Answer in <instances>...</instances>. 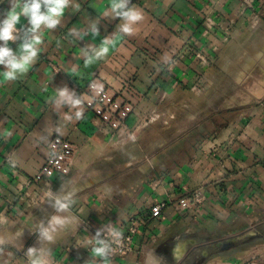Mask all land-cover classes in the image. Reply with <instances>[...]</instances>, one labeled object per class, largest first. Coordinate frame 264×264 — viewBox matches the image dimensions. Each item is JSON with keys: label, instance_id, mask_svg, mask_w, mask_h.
Segmentation results:
<instances>
[{"label": "crops", "instance_id": "crops-1", "mask_svg": "<svg viewBox=\"0 0 264 264\" xmlns=\"http://www.w3.org/2000/svg\"><path fill=\"white\" fill-rule=\"evenodd\" d=\"M79 2L80 13L66 11L60 27L43 33L27 75L0 82V214L8 221L0 233L24 229L0 264H20L28 247H39L30 229L53 212L46 189L32 181L48 157L42 137L49 133L76 147L69 174L54 176L50 188L79 190L72 212L80 220L45 245L53 264H85L86 237L109 223L124 232L131 219L132 251L111 264L264 261V0H131L145 16L136 34L115 38L108 56L87 68L80 48L99 45L120 21L102 18L108 0ZM9 8L0 2V19ZM96 18L98 36L65 38ZM26 23L22 17L19 26ZM165 53L175 61L170 68ZM94 77L132 105L116 132L84 105L83 118L66 123L67 108L56 113L49 102L55 88L79 93ZM204 131L208 137L183 160L178 151ZM199 187L206 200L191 213L168 205L162 218L148 217L155 202Z\"/></svg>", "mask_w": 264, "mask_h": 264}, {"label": "clouds", "instance_id": "clouds-1", "mask_svg": "<svg viewBox=\"0 0 264 264\" xmlns=\"http://www.w3.org/2000/svg\"><path fill=\"white\" fill-rule=\"evenodd\" d=\"M9 4V10L4 18L0 19V69H2L0 82H14L26 76L29 69L39 59L41 46L44 43L43 33L60 27L66 11L80 13L82 10L79 0H9ZM22 17L27 23L19 26ZM109 17L119 18L120 22L115 31L105 36L99 45L90 43L80 48V57L86 68L108 56L110 46L115 38L134 36L137 32V25L145 19L143 10L131 0H108V6L102 18ZM102 18L88 19L84 29L69 28L65 38L72 37L79 41L88 35L98 36L99 23ZM10 43L17 44V48L10 47ZM59 44L60 42L57 41V46ZM161 59L169 68L175 63L167 53ZM73 71L75 72L76 69L74 68ZM90 88L93 89L94 96H99L103 91V85L96 82L90 84ZM49 102L56 113L67 108L68 111H65L63 115V120L66 123L83 118L85 102L83 96L67 85L55 88V95L50 98ZM54 132L57 135H62L63 125L57 126ZM7 135L10 136L11 133ZM51 135L52 133H49L42 139L49 140ZM49 155L56 157L58 153L53 151ZM78 191L75 187L66 189L64 184L61 185L58 192L49 189L46 203L53 212L47 215L44 220L36 221L34 229H30L36 234L39 247H28L20 264H53L51 248H45V245L54 244L61 232L68 229L74 231L79 227L80 220L72 212V208L77 202ZM105 191L111 195L113 188L105 185ZM7 222V218L0 214V225ZM23 235V228L19 229L14 236L0 233V254L4 253L6 247H15L13 241L15 239L22 241ZM122 241V230L111 223L102 225L96 230L95 235L86 237L80 244V247L89 249L91 254V259L87 260L85 264H111V258Z\"/></svg>", "mask_w": 264, "mask_h": 264}, {"label": "built area", "instance_id": "built-area-1", "mask_svg": "<svg viewBox=\"0 0 264 264\" xmlns=\"http://www.w3.org/2000/svg\"><path fill=\"white\" fill-rule=\"evenodd\" d=\"M207 21V25L211 24V21ZM195 56L199 57L201 61L206 62V59L203 56H200L197 52ZM93 82L103 85V91L99 96H94V91L90 88V84ZM200 85L202 84L200 83ZM79 93L82 94L85 101L83 105L88 108L108 129L114 132L124 125L126 118L132 112V105L128 101L110 91V89L96 77L87 81ZM46 147L48 149V157L40 167L39 171L35 174L32 181L35 184H40L42 188H45V191L48 192L54 176L63 177L69 174L73 165L76 147L68 140L59 136H53L50 138ZM53 151L58 153L56 157H51L49 155V153ZM205 200V190L199 187L194 190H189L187 193L172 200V202H168V200L155 202L149 208L148 217L162 218L163 211L168 205H172L173 208L179 212L187 211L191 213L201 206ZM136 223L137 222L134 219L130 220L128 227L123 232L122 244L117 248V251L113 254L111 259L124 257L132 251L133 238L137 233ZM245 264H264V261H251Z\"/></svg>", "mask_w": 264, "mask_h": 264}, {"label": "trees", "instance_id": "trees-1", "mask_svg": "<svg viewBox=\"0 0 264 264\" xmlns=\"http://www.w3.org/2000/svg\"><path fill=\"white\" fill-rule=\"evenodd\" d=\"M212 121V120H211ZM216 121V119L214 120ZM220 125H223L225 124V122H227V119H224V116L221 115L220 116ZM209 133L204 131V132H201V133H198L194 136H192L189 140V142L185 143L184 146L182 147V149L180 151H178V155L181 154V158L183 160H185L189 155H190V152L192 150H194L204 139H206L208 137ZM177 164L176 161H173L172 162V165H175ZM178 166V165H176Z\"/></svg>", "mask_w": 264, "mask_h": 264}, {"label": "rangeland", "instance_id": "rangeland-1", "mask_svg": "<svg viewBox=\"0 0 264 264\" xmlns=\"http://www.w3.org/2000/svg\"><path fill=\"white\" fill-rule=\"evenodd\" d=\"M254 71H255L254 73H258V71H259V70L255 68V70H254Z\"/></svg>", "mask_w": 264, "mask_h": 264}]
</instances>
